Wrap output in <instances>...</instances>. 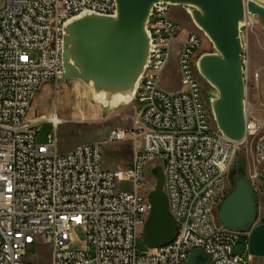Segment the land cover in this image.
Here are the masks:
<instances>
[{
	"label": "built area",
	"instance_id": "built-area-1",
	"mask_svg": "<svg viewBox=\"0 0 264 264\" xmlns=\"http://www.w3.org/2000/svg\"><path fill=\"white\" fill-rule=\"evenodd\" d=\"M96 3H103V12H96ZM175 8L154 5L147 23V73L132 103L133 128L114 129L109 136V142L135 140L134 162L125 171H105L99 144L57 153L58 114L48 119L55 134L47 144H38L42 121L30 120L29 112L46 84L64 80L67 24L86 14L116 16L118 5L110 8L106 0H0V264L36 263L40 238L51 248V264H188L196 250L212 264H252L249 254L235 253L241 237L250 234L225 229L215 212L240 148L250 145L258 162H264V122L248 114L241 143L224 135L214 138L219 129L196 66L202 39L187 33L180 40ZM62 12H69V20L56 27ZM177 46L182 90L169 93L161 78ZM53 50H60V57H53ZM243 65L246 70L245 55ZM259 78L256 73L255 81ZM157 166L165 173L164 190L178 232L171 244L143 252L138 241L152 214V170ZM118 184L132 188L119 190ZM77 230L93 254L75 248Z\"/></svg>",
	"mask_w": 264,
	"mask_h": 264
},
{
	"label": "water",
	"instance_id": "water-1",
	"mask_svg": "<svg viewBox=\"0 0 264 264\" xmlns=\"http://www.w3.org/2000/svg\"><path fill=\"white\" fill-rule=\"evenodd\" d=\"M116 2V16L86 14L67 24L62 83L81 81L92 84L98 93L130 95L126 105L132 104L150 54L147 23L154 5L163 2L175 7H192L191 17L216 50L214 54H204L196 63L199 76L216 90L209 97L212 116L224 136L237 143L243 142L246 138L247 86L241 32L247 15L264 22V6L254 0ZM152 174L156 180L150 195L152 214L143 242L147 248L157 249L171 244L178 231L164 190V170L157 166ZM259 178L264 179V176ZM232 183L231 193L219 207L218 221L227 230L249 233V255L264 258V224L257 225L258 204L252 182L237 170ZM188 264H212V261L203 251L196 250L190 254Z\"/></svg>",
	"mask_w": 264,
	"mask_h": 264
},
{
	"label": "rangeland",
	"instance_id": "rangeland-1",
	"mask_svg": "<svg viewBox=\"0 0 264 264\" xmlns=\"http://www.w3.org/2000/svg\"><path fill=\"white\" fill-rule=\"evenodd\" d=\"M258 1L264 6V1ZM191 10H193L192 7H176L172 12V17L181 28L180 40L185 39L187 33L196 34L202 39L203 45L198 59L204 54L216 53L209 38L191 17ZM241 36L244 55L247 59L246 112L264 122V22L257 17L247 15V23L242 28ZM178 49L177 46L161 78V87L170 93L182 90ZM256 73L260 74L257 82L254 79ZM200 78L208 97H211L216 90L201 76ZM127 102L109 108L98 102L89 87L81 81H70L58 85L50 83L46 84L36 96L29 112V119L38 120L40 118L42 121L37 128V142L45 145L49 142V136L55 134L53 125L48 119L56 112L62 120L56 133L59 155L69 154L76 148L87 144H99L102 149L103 169L105 171H125L130 168L135 159V140L128 137L124 141L109 142V136L114 129L130 130L133 128L135 107L133 104L126 105ZM237 170L251 180L258 204L257 225L264 224V179L259 178V176H264V162H258L250 145H243L233 160L225 197L232 191V177ZM145 176L150 179L152 174L147 170ZM130 188L132 187L129 184H118L119 190ZM215 216H218V212H215ZM74 239L79 241V244L75 246L76 249H85L89 254L94 253L93 248L89 249L85 245L86 236L82 230L76 231ZM138 245L141 251L149 252L143 238H139ZM235 253L239 256L249 254V239L246 236L241 237ZM37 254V262L33 264H51V248L41 238ZM31 256H33L32 253H30V258ZM31 260H36V257ZM252 264H264V258H253Z\"/></svg>",
	"mask_w": 264,
	"mask_h": 264
},
{
	"label": "bare ground",
	"instance_id": "bare-ground-1",
	"mask_svg": "<svg viewBox=\"0 0 264 264\" xmlns=\"http://www.w3.org/2000/svg\"><path fill=\"white\" fill-rule=\"evenodd\" d=\"M106 1H110V8H117L116 0H106ZM96 12H103V3H96ZM66 20H69V12H62V15H58L57 17L56 27H63L65 25ZM246 23H247V18H246L245 24ZM53 57H60V50H53ZM144 73H147V65L145 67ZM87 86L92 91L95 99L101 104H104L109 108L111 106L122 105L130 99V95L118 94V95L112 96L109 93L96 92L92 84L87 85ZM246 117H248L247 112H246ZM214 138L223 139V133L220 130H214ZM157 249H160V248H157Z\"/></svg>",
	"mask_w": 264,
	"mask_h": 264
},
{
	"label": "crops",
	"instance_id": "crops-1",
	"mask_svg": "<svg viewBox=\"0 0 264 264\" xmlns=\"http://www.w3.org/2000/svg\"><path fill=\"white\" fill-rule=\"evenodd\" d=\"M254 1H256L257 3H262V2H260V1H258V0H254ZM262 1H264V0H262ZM170 93V92H169ZM34 102H35V99H34ZM32 108V107H31ZM31 111V110H30ZM55 114H57L56 112H55ZM60 118V117H59ZM38 119H40V118H38ZM50 119V118H49ZM30 120H35V118H32V119H30Z\"/></svg>",
	"mask_w": 264,
	"mask_h": 264
}]
</instances>
